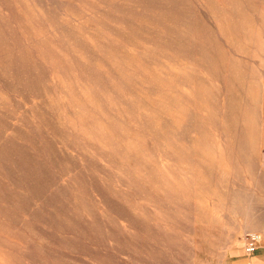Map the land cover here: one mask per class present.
Wrapping results in <instances>:
<instances>
[{"label":"rangeland","instance_id":"1","mask_svg":"<svg viewBox=\"0 0 264 264\" xmlns=\"http://www.w3.org/2000/svg\"><path fill=\"white\" fill-rule=\"evenodd\" d=\"M264 238V0H0V264H248Z\"/></svg>","mask_w":264,"mask_h":264},{"label":"built area","instance_id":"2","mask_svg":"<svg viewBox=\"0 0 264 264\" xmlns=\"http://www.w3.org/2000/svg\"><path fill=\"white\" fill-rule=\"evenodd\" d=\"M262 238L258 233H247L244 237V251L247 255L254 254L261 245Z\"/></svg>","mask_w":264,"mask_h":264},{"label":"crops","instance_id":"3","mask_svg":"<svg viewBox=\"0 0 264 264\" xmlns=\"http://www.w3.org/2000/svg\"><path fill=\"white\" fill-rule=\"evenodd\" d=\"M248 264H264V238L261 241L259 250L252 258L247 259Z\"/></svg>","mask_w":264,"mask_h":264}]
</instances>
